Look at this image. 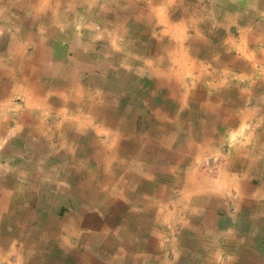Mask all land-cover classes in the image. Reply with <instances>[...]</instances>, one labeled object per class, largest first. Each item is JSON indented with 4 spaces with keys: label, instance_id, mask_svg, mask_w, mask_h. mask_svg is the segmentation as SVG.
Segmentation results:
<instances>
[{
    "label": "crops",
    "instance_id": "0c3cea01",
    "mask_svg": "<svg viewBox=\"0 0 264 264\" xmlns=\"http://www.w3.org/2000/svg\"><path fill=\"white\" fill-rule=\"evenodd\" d=\"M0 141V264H264V0H0Z\"/></svg>",
    "mask_w": 264,
    "mask_h": 264
},
{
    "label": "rangeland",
    "instance_id": "374dc122",
    "mask_svg": "<svg viewBox=\"0 0 264 264\" xmlns=\"http://www.w3.org/2000/svg\"><path fill=\"white\" fill-rule=\"evenodd\" d=\"M221 29V28H220ZM219 28H218V31L220 30ZM0 145H1V141H0ZM217 161H218V165H220V158H217ZM14 261V260H13Z\"/></svg>",
    "mask_w": 264,
    "mask_h": 264
}]
</instances>
